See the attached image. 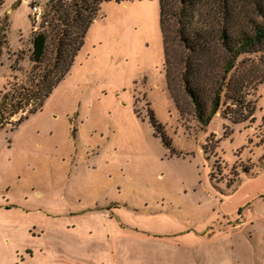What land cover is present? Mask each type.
<instances>
[{"label": "rangeland", "instance_id": "rangeland-1", "mask_svg": "<svg viewBox=\"0 0 264 264\" xmlns=\"http://www.w3.org/2000/svg\"><path fill=\"white\" fill-rule=\"evenodd\" d=\"M160 6L103 1L39 108L17 101L45 67L31 59L32 9L0 0V264H27L26 249L52 263L57 243L120 249L119 231L130 245L194 244L178 254L191 264H264V54L235 69L241 104L227 97L202 122L178 68L170 90ZM12 88L19 106L3 104Z\"/></svg>", "mask_w": 264, "mask_h": 264}, {"label": "trees", "instance_id": "trees-1", "mask_svg": "<svg viewBox=\"0 0 264 264\" xmlns=\"http://www.w3.org/2000/svg\"><path fill=\"white\" fill-rule=\"evenodd\" d=\"M103 1L57 0L48 5L50 20L34 32L31 55L35 63L45 67L36 74L35 86L34 77L30 82L33 90L25 86V94L17 97L14 87L5 95L3 104L12 99L11 106H19L14 104L17 97V101L42 106L69 72ZM160 4L166 72L172 94L173 76L178 68L180 80L202 122L208 123L219 113L227 97L234 104H241V83L236 93L230 92L235 86L232 76L246 56L264 54V0H160ZM1 46L2 42L0 52ZM204 101H209L210 109Z\"/></svg>", "mask_w": 264, "mask_h": 264}, {"label": "crops", "instance_id": "crops-1", "mask_svg": "<svg viewBox=\"0 0 264 264\" xmlns=\"http://www.w3.org/2000/svg\"><path fill=\"white\" fill-rule=\"evenodd\" d=\"M56 237L54 235L52 236L53 240L48 239L49 245L57 243L54 241ZM111 237L112 239L126 240L127 243L119 249L116 244L108 246L95 242L90 247L83 249L72 242L74 244L71 246V250L69 249L70 251L65 249L64 244L57 243L54 246L55 248L51 245L48 247L50 251L58 253V257L54 262L51 263L49 259V264H191L186 260H179L178 254L179 252H193L194 244L192 245L186 241L178 242V239L173 235H165L153 240L143 239L139 241L138 245H130V236L121 231L116 232L113 236H108L109 239ZM77 243L80 245L79 242ZM26 252H28L25 258L26 263L38 264V261H34L36 252L33 249H26ZM214 252L217 253V251ZM67 256L70 257L66 259ZM12 262L19 264L15 254H13V260L9 264Z\"/></svg>", "mask_w": 264, "mask_h": 264}, {"label": "built area", "instance_id": "built-area-1", "mask_svg": "<svg viewBox=\"0 0 264 264\" xmlns=\"http://www.w3.org/2000/svg\"><path fill=\"white\" fill-rule=\"evenodd\" d=\"M57 1V0H24L25 4H28L31 9H32V17H33V22H34V29L35 31H39L41 29V24L44 23L45 25L48 24V10H45L44 5L51 4L52 2ZM66 1V0H63ZM2 12L0 11V15Z\"/></svg>", "mask_w": 264, "mask_h": 264}]
</instances>
